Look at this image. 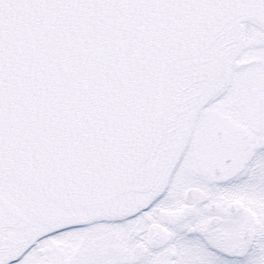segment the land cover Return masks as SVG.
<instances>
[{
    "label": "water",
    "instance_id": "obj_1",
    "mask_svg": "<svg viewBox=\"0 0 264 264\" xmlns=\"http://www.w3.org/2000/svg\"><path fill=\"white\" fill-rule=\"evenodd\" d=\"M247 23L264 0H0V264L161 195Z\"/></svg>",
    "mask_w": 264,
    "mask_h": 264
},
{
    "label": "rangeland",
    "instance_id": "obj_2",
    "mask_svg": "<svg viewBox=\"0 0 264 264\" xmlns=\"http://www.w3.org/2000/svg\"><path fill=\"white\" fill-rule=\"evenodd\" d=\"M248 28L255 31L249 41L246 38L231 82L225 92L216 97L200 117L196 137L200 138L204 135V143H206L203 145L204 148L210 149L209 144L207 145L210 138L215 143L217 135L214 133L216 130L214 132L213 130L217 126V130L222 128L220 124L225 123L224 119L227 120L228 125L250 129L255 137L253 145L262 147L263 138L255 134L260 131L255 113L259 97L254 98L251 106L247 107V109L251 107L249 110L252 111V119H247L246 123L240 118L239 108L235 103L239 90L243 93L249 92L252 86L262 88V82H264L262 66L264 40H261L264 35L255 27L248 26ZM200 122H202L201 125ZM224 134L223 139H227L229 136ZM213 142H209L211 146L214 145ZM256 153L261 154L258 162L251 160L246 168L232 179L228 177L220 179L217 186L219 198L224 199L226 203L239 202L243 209L223 227L216 229L219 233L208 229V215L202 210L196 216H190L187 212L174 208L171 203L175 205L176 202L171 201L158 218H154L152 213L148 212L139 215L133 221L122 224H94L87 228V236L90 235L87 243L84 237L72 240L71 243L65 239L68 236L81 235L79 232L46 240L32 250L19 264H57L62 261H70V264H87V260L91 264H117V253L112 255L108 252L111 246L110 241L120 235L122 242L119 246L124 247L128 245L127 241H130L131 231L139 232V239H135L133 245L141 243L149 253L145 258L135 262L132 253V258L129 256L124 264H142V261L143 264H149L160 250H165V254L160 256L165 264H264V148ZM197 178L187 161L179 169L172 189L177 190L180 187L184 189L191 184H200ZM202 185L207 187L205 180ZM207 188L213 189L212 186ZM254 217L258 222L255 227L257 237L254 243L249 245L244 241L241 232L252 227ZM190 228L195 229L194 235L189 234ZM204 228L209 230V234H201ZM215 239L225 241L218 242ZM217 243L222 246L220 249L216 247ZM153 246H156L158 250L156 251Z\"/></svg>",
    "mask_w": 264,
    "mask_h": 264
},
{
    "label": "flooded vegetation",
    "instance_id": "obj_3",
    "mask_svg": "<svg viewBox=\"0 0 264 264\" xmlns=\"http://www.w3.org/2000/svg\"><path fill=\"white\" fill-rule=\"evenodd\" d=\"M264 39V38H263ZM263 43V42H262ZM263 65H264V58H263ZM262 88H258L256 86H252L250 88V91L247 92H241L240 90L237 92L235 97V103L237 104L239 108V115L240 118L246 123L247 119H252V111L249 110L248 106H251V102L254 100V98H261L264 96V82H262ZM258 98V99H259ZM217 112V111H216ZM256 113V112H255ZM257 115V114H256ZM256 118V117H255ZM202 121V120H201ZM225 123H223V120L221 121L223 124H220L222 128L218 129V126L214 128L213 132L217 135V140H215V143L213 142V139L210 138L209 142H213L214 145L211 146V143L209 144V148H204L203 145L206 143L204 140V135H202L200 138L193 135L188 148L181 160L180 167L183 165V163L189 161L190 169L197 175V179L200 180V184H191L188 188L173 190L172 187L175 182V178L172 181L170 189L159 199H157L153 206H152V214L157 213V218L161 214V212L167 209L168 204L171 203L174 208L183 210L187 212L190 216H196L200 213L202 210L204 214L208 215L207 220L210 219H217L221 220L220 223L214 227V228H208L209 230H213V232H218L216 229H219L223 227L228 221L232 220L237 216L238 214L234 215L231 212V207L235 203H226L225 200H221L219 198V193L217 190V186L219 185L220 179L222 177H228L232 179L236 175H238L240 172H242L246 166L250 163V161L258 162L259 159H261V154L256 153V151H262L264 148V130L261 128L259 129V132H256L258 136H261L263 138L262 147L259 148L257 145L256 147L253 145L255 141V137L253 136V133L248 128H242L238 126H232L231 124L228 125L227 120H225ZM202 122H200V125ZM226 124L228 126H226ZM202 127L200 126V130ZM223 131V132H222ZM226 133L229 137L227 139H223ZM179 167V168H180ZM218 173V174H217ZM205 180L206 186H212L213 189H208L207 187H203L202 182ZM191 189H200L204 191L207 195V202L203 203L201 205H198L193 209V207L185 202V195L186 193ZM177 197L179 200L177 201ZM252 227L248 228L246 230H243L241 234L244 236L245 241V235L248 231L253 232L254 240L257 237V230H255L258 222L256 220V217L252 219ZM208 230V231H209ZM208 231L204 228L201 231L202 235L209 234ZM79 232L81 235L79 236H68L65 239H68L69 243L70 241L78 239L80 237H84L86 240V243L90 237L87 236V228H81V229H72L68 231H64L55 235H51L44 240L41 241V243H44L46 240H49L54 237H59L62 235ZM132 232V231H131ZM131 232L129 234L130 241H127L128 245H125L124 247H120V243L122 240H120V235L116 237V240L114 243H112V240L110 241V247L108 248L109 254H116L117 253V264H124V262L129 259V256L131 257L132 253L134 254V262L140 261L141 259L145 258L148 255V249L142 245L141 243L137 245H133L135 239H139L138 235L137 237H131ZM195 233V232H194ZM139 234V233H138ZM225 234V233H223ZM120 237V238H119ZM224 239V238H223ZM217 240L218 242H223L225 240ZM154 244V243H153ZM250 245V244H249ZM119 246V248H118ZM155 250L157 251L158 249ZM216 247L220 249L222 246H220L219 243H217ZM141 249L143 252L140 256H136L135 252L137 249ZM224 248L222 249V251ZM152 253H154V249H152ZM165 254V250H160L157 254L156 258L153 259V261H150L149 264H165L163 262V259H161V255ZM132 258V257H131ZM246 261V260H245ZM57 264H70V261H62L58 262ZM87 264H91L90 261L87 260ZM143 264V261H142Z\"/></svg>",
    "mask_w": 264,
    "mask_h": 264
},
{
    "label": "bare ground",
    "instance_id": "obj_4",
    "mask_svg": "<svg viewBox=\"0 0 264 264\" xmlns=\"http://www.w3.org/2000/svg\"><path fill=\"white\" fill-rule=\"evenodd\" d=\"M254 31L251 28L247 29V41H249L250 37L254 34Z\"/></svg>",
    "mask_w": 264,
    "mask_h": 264
}]
</instances>
